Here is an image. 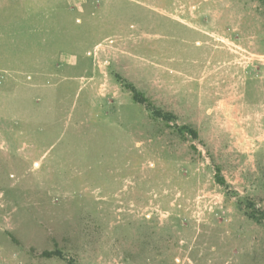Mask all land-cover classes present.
<instances>
[{
	"label": "rangeland",
	"instance_id": "1",
	"mask_svg": "<svg viewBox=\"0 0 264 264\" xmlns=\"http://www.w3.org/2000/svg\"><path fill=\"white\" fill-rule=\"evenodd\" d=\"M0 264H264V0H0Z\"/></svg>",
	"mask_w": 264,
	"mask_h": 264
},
{
	"label": "trees",
	"instance_id": "2",
	"mask_svg": "<svg viewBox=\"0 0 264 264\" xmlns=\"http://www.w3.org/2000/svg\"><path fill=\"white\" fill-rule=\"evenodd\" d=\"M135 100L137 102H141L140 101V97L138 95H135ZM190 132L193 134V136H196V133L194 131L191 130ZM218 182L221 183V184H224V180L221 179L220 175L218 177ZM250 218L255 220L256 222H262L263 221V218L258 217L257 214H254V213L250 214Z\"/></svg>",
	"mask_w": 264,
	"mask_h": 264
}]
</instances>
